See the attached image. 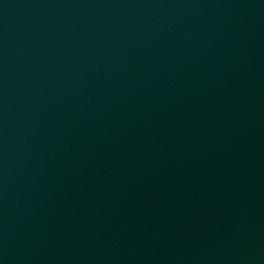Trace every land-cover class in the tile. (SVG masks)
Segmentation results:
<instances>
[{"label": "water", "instance_id": "water-1", "mask_svg": "<svg viewBox=\"0 0 264 264\" xmlns=\"http://www.w3.org/2000/svg\"><path fill=\"white\" fill-rule=\"evenodd\" d=\"M0 264H264V0H0Z\"/></svg>", "mask_w": 264, "mask_h": 264}]
</instances>
